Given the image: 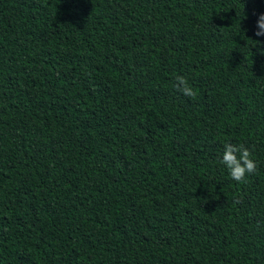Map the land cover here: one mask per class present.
I'll use <instances>...</instances> for the list:
<instances>
[{
  "label": "trees",
  "instance_id": "1",
  "mask_svg": "<svg viewBox=\"0 0 264 264\" xmlns=\"http://www.w3.org/2000/svg\"><path fill=\"white\" fill-rule=\"evenodd\" d=\"M261 14L0 0V264H264ZM228 142L253 148L246 182Z\"/></svg>",
  "mask_w": 264,
  "mask_h": 264
},
{
  "label": "clouds",
  "instance_id": "2",
  "mask_svg": "<svg viewBox=\"0 0 264 264\" xmlns=\"http://www.w3.org/2000/svg\"><path fill=\"white\" fill-rule=\"evenodd\" d=\"M257 29L255 35L264 36V14L258 18ZM257 42L260 44L259 41ZM174 87L184 96L194 98L196 95L188 80L183 76L176 77ZM220 162L227 167L230 177L238 183L246 182V178L254 174L258 167L253 148H249L243 143H225Z\"/></svg>",
  "mask_w": 264,
  "mask_h": 264
}]
</instances>
